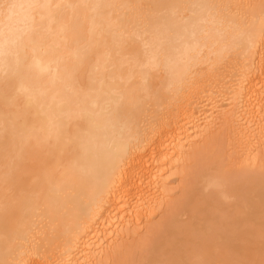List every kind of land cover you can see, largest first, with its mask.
I'll use <instances>...</instances> for the list:
<instances>
[{"label": "bare ground", "instance_id": "6f19581e", "mask_svg": "<svg viewBox=\"0 0 264 264\" xmlns=\"http://www.w3.org/2000/svg\"><path fill=\"white\" fill-rule=\"evenodd\" d=\"M94 2L11 0L10 8L0 10V264H107L111 255L120 264L162 260L176 219L175 206L169 207L170 183L176 180L171 176L202 154L196 142L223 135L241 159L256 164L261 157L264 0H206L215 7L186 10L189 33L178 23L174 35L162 37L168 67L162 58L152 67L144 42L135 38L150 29L151 17L143 14L134 28L129 10L95 9ZM114 21L119 26L110 28ZM193 27L200 49L189 38ZM43 66L59 68L55 81ZM180 78L184 82L177 87ZM221 88H227L228 102L222 115L211 96ZM113 92L119 106L107 103ZM206 95L215 99L209 97L203 108ZM85 109L99 114L98 129L89 128ZM50 119L59 125L50 143L26 139L29 131L42 135ZM137 127L129 145L128 130ZM87 136L95 143L85 156L78 144ZM249 170L233 176L250 185L258 224L264 191L260 172ZM205 187L195 180L185 188L190 209L206 198ZM68 198L73 203L66 208ZM168 207L165 221L151 224ZM215 208L231 205L218 197ZM140 227L151 238L134 263L124 240L136 238Z\"/></svg>", "mask_w": 264, "mask_h": 264}, {"label": "snow or ice", "instance_id": "6c2138e0", "mask_svg": "<svg viewBox=\"0 0 264 264\" xmlns=\"http://www.w3.org/2000/svg\"><path fill=\"white\" fill-rule=\"evenodd\" d=\"M90 4H82L88 7ZM11 0H0V10L10 8ZM72 5H64L71 7ZM95 9H127L131 13L129 23L134 28H138L143 14L152 18V25L142 32L134 33L136 39L144 42L145 54L150 58L152 67H159L160 60L163 59L165 67L170 65V56L165 50L167 41L162 37L171 36L176 33V28L182 24L184 33H189L188 21L183 18V13L189 8L206 9L215 7L209 5L206 0H151L148 3L136 4H114L105 3L103 0H96L91 3ZM34 8H51L52 5L32 4ZM59 7V5H57ZM261 25L264 26V15L261 16ZM119 26V21L112 22L109 27ZM121 38H126L125 33H120ZM183 39V37H180ZM193 42L194 49H200L195 27L190 32L189 37ZM3 50L0 48V56ZM110 53L106 52L105 56ZM196 61H188L191 65ZM42 72L50 73L53 80L57 78L59 68L43 66ZM77 69H73L76 71ZM92 75V73H90ZM183 78L175 80V86L183 84ZM101 88L104 80H99ZM112 98L108 104L119 106L120 99L116 93L111 94ZM92 107L97 105L93 102ZM85 119L90 129H98L99 125L95 118L99 114L87 112L85 109ZM59 125L54 120H49L47 128L43 134L36 136L31 131L27 133V140H35L37 145L48 144L54 136H58ZM130 145L132 140L138 135V127L135 130L129 128ZM95 137L87 136L79 144V150L83 155H87L94 146ZM193 179L199 184L203 181L206 185L204 191L207 196L199 201L194 209H190L188 202H181L175 206V222L171 225L174 232L168 241L166 248V258L162 260H144L141 264H264V197L260 201V220L257 224L255 216V203L252 197L250 185H246L243 179L228 174L218 173L211 165L210 159L198 163L193 169ZM261 188L264 191V172L261 173ZM223 199L231 205L227 210L215 208L217 198ZM73 203L71 198L65 202V207ZM212 209L209 214L202 210ZM70 211V209H69ZM194 218L189 220V213ZM207 219H204V216ZM220 221L217 222L216 218ZM199 218V219H197ZM162 233V237H163Z\"/></svg>", "mask_w": 264, "mask_h": 264}, {"label": "rangeland", "instance_id": "374dc122", "mask_svg": "<svg viewBox=\"0 0 264 264\" xmlns=\"http://www.w3.org/2000/svg\"><path fill=\"white\" fill-rule=\"evenodd\" d=\"M224 89L225 88H223V90H222V88H221L220 89L221 91L218 92L219 94L216 93V95H211V96H214L217 99V102H218V105L217 106H218V108H220L221 115L223 114V112H222L223 110L222 109H224V111H225V108L224 107H226L227 106V103H228L225 100L226 99V96H227V94H226L227 93L226 92L227 91L226 90L227 88L225 89V91H224ZM216 91H218V90H216ZM209 97H210V95H206L205 98H207L208 100L203 99V101L205 100V102H203V104H202L203 105V108H206V106L208 105L209 101L214 98V97L213 98L210 97L211 99H209ZM221 115H219V116H221ZM218 125H220V124H218ZM218 129H220V126L218 127ZM218 129H213L214 130L213 132L217 134V131L215 132V130H218ZM219 132H221V129H220ZM217 135H219V134H217ZM216 137H218V136H216ZM204 139H207V138L205 137ZM199 140L200 141H198L196 143H197L198 148H201L202 149V151H203L202 154L199 157H196V158L193 157L191 159V162L188 161V165L186 166L187 168L185 167V170H184V172L182 171L183 172L182 174L181 173L180 174L177 173L178 175H172V176L171 175H168V174L164 175L165 178L167 176H171V178H173V176H174V178H176V180L174 182L170 183L171 185H170L169 189L170 188H172L173 190L175 189L172 193H171L172 189H170V191H169L168 186L165 187L166 189H168V191L170 192V195H171L170 198H169V200H170L169 207L176 206L178 203L185 202L187 200V192H186V189L185 188H188L195 181L193 179V169H194V167L198 163L205 162V161H208L210 159L211 164L213 166H215V168H218L216 166H219L220 168H222V170H223V172L225 174H228V175H231V176L236 175V174H241L245 170L246 171H248L249 169L251 170V168H252V170L257 171L258 173L260 172L259 174H261L262 172H264V152H263L264 151V147L260 150L261 151L260 152L261 153V157L258 158L259 161H257V163L255 164V163H249L247 161V159H241V156L239 157L238 156L239 154L237 155V152L233 148L232 149H231V147L229 148V145L226 143L227 142L226 141V138L223 135L220 136V137H218V138H215L213 142H209L210 141L209 139H208L209 141L207 143L206 142H203L202 141L203 139L202 140L199 139ZM204 141H206V140H204ZM200 143H202V144L200 145ZM194 159H195L196 162H194ZM189 162H190V164H192V166L194 165L193 163H195V165H194L193 168L189 164ZM252 164L253 165L255 164V165L254 166H251ZM222 170L220 169L221 172H222ZM250 170H249V172L252 171V170L251 171ZM177 176H178V178H177ZM171 178H168V179L171 180ZM177 181H179V182L178 183H175ZM152 188H154V187H152ZM154 190H155V188L153 189V191ZM172 195H175V196H172ZM169 207L167 209H165V210H161L162 212H164V214H162V216L160 214L161 212L160 213H157V216L155 217L156 219L154 218L155 220H153L152 221L153 223L151 222V224L157 225V224H160V223L164 222L165 219L167 218V216L170 214ZM153 225H151V226H153ZM140 228L141 229L138 231L139 233H136V235H135L136 238H134L133 236H131V237H128L127 238V239H130L131 238L130 241L129 240L128 241H125L126 239L124 240V242L129 245L128 248L130 247L129 252H133V254H134V256H133L134 263H136V261H138V259H140L142 257V255H144V253H145V250H144L145 249V245L147 243H149L150 238H151L150 237L151 234H148V235L146 234V231L148 229H146L144 227L145 230H146L145 231L143 229V227H140ZM133 239L134 240L137 239V240L136 241H133ZM129 254H131V253H129ZM111 256H112V258H111L112 260H113V258L114 259L116 258L115 255H111ZM110 260H109V262L107 264H120V262L117 263L118 260L117 261H114V262L112 260L111 261ZM120 261H122V260H120ZM121 263L122 264H128V263H126V261L124 263L123 262H121Z\"/></svg>", "mask_w": 264, "mask_h": 264}]
</instances>
